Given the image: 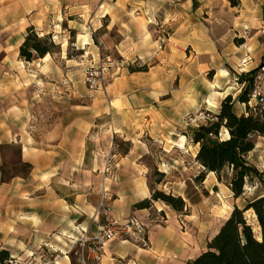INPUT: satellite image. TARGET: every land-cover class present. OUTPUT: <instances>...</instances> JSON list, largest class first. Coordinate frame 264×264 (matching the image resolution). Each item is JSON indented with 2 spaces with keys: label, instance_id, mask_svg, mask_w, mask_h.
<instances>
[{
  "label": "crops",
  "instance_id": "obj_1",
  "mask_svg": "<svg viewBox=\"0 0 264 264\" xmlns=\"http://www.w3.org/2000/svg\"><path fill=\"white\" fill-rule=\"evenodd\" d=\"M188 1L182 4L189 9ZM240 1L242 9L228 7L224 14L218 15L223 19L213 35L205 37L204 43L197 42V34H193V41H188L197 48L198 70L201 62L207 69L228 63L230 69L222 71L238 74L244 52L236 45V39L246 41L250 48L247 71H253L261 63L264 0H246L252 5L245 11V0ZM56 3L57 0H0V54L3 53L0 59V252L10 254L8 264H18L28 255L35 257L39 248L49 243L58 248L55 264H74L68 256L73 243L70 239L75 236L76 240L85 237L92 241L99 234L102 225L95 212L103 196L107 205L110 201L115 220L126 222L137 217L145 225L146 235L143 240L139 235L112 237L104 245L100 264L192 263L207 250L208 241L218 231L209 237L182 227L186 223L184 219L192 216L190 206L189 215H180L160 202L150 209L135 207L152 196L148 169L141 162L146 153L141 154L138 149L146 146L142 135L156 122H165L168 127L169 117H176L171 121L178 124L186 111L201 107V92L191 93V105L184 97L186 86L193 90L204 82L196 76L188 84L185 74L170 75L162 66L145 72H124L112 84L109 106L98 95L91 99L90 105L84 75L77 69L83 63H77L76 69L70 67L71 60L62 42L57 43L62 51L60 60L57 55L29 63L20 59V47L30 27H35L42 36L53 34L54 41L58 38L56 31L50 30L49 19L52 15L56 18L65 5ZM127 10L117 6L112 14L106 12V16L115 15L108 36L105 35L106 44L135 49L134 55L139 54V59L144 60L139 48L151 44L147 36L151 26L142 24L141 16L134 17ZM101 12L98 7L95 17H100ZM192 19L186 20L182 27L185 29ZM42 24L43 29L39 28ZM234 80L240 84L238 79ZM170 85L178 87H173L170 98L165 99ZM227 86L226 81L204 86L203 105H207L208 111L216 113L225 97L232 95L236 99L242 92L240 89L235 96ZM210 92L214 96L208 97ZM213 98L221 99L215 101L216 106L212 107L215 111L209 105ZM43 100L49 101L47 107ZM235 111L238 116L248 115L247 105L239 102ZM119 138L131 146L128 152L114 155L116 161L109 169L104 161L108 151L105 145ZM15 147L20 149L22 163L31 166L27 175L8 173L6 150ZM89 258L93 259V255L89 254Z\"/></svg>",
  "mask_w": 264,
  "mask_h": 264
},
{
  "label": "rangeland",
  "instance_id": "obj_2",
  "mask_svg": "<svg viewBox=\"0 0 264 264\" xmlns=\"http://www.w3.org/2000/svg\"><path fill=\"white\" fill-rule=\"evenodd\" d=\"M182 1L184 0H57L56 4L58 6L64 4L65 7L56 18L55 15H52V18L49 19L52 24L50 30L53 32L56 31L58 35V38L54 41L53 34H51L53 42L56 45H58V42H62L64 48H66V56L71 60L70 67L76 69L77 63H83L82 67H78L77 69L84 75L85 86L89 93L87 98L90 105L92 103L91 99H96L98 95V99L105 100L109 106L113 98L112 84L116 79L122 77L124 72L132 73L133 70L146 69L148 71L150 68L160 69L162 66L170 75L185 74V78L189 82L188 84L195 81L196 76L204 82L200 88L194 87L193 90L186 86L184 97L185 102L191 105V93L201 92V107L195 109L193 112L186 111L183 118L179 117L178 124H176V121H171V118L176 120V117H169L170 125L168 127L165 126V122H156L142 135V141L145 142L146 146H141L138 150L141 154L146 153L141 159V162L148 169L149 183H154L160 178L157 175L158 173H164L163 182L156 186L158 190L176 197H182L186 201L187 207L190 206L193 218L192 216L185 218L184 221L186 223L182 227L192 233H200L202 236L208 235L210 237L219 231L227 217L233 211L234 206L242 208L249 200L260 194L262 189L256 179H250L247 183L246 195L235 200L226 186V182L220 183L215 174H208L203 182H196V178L203 172V168L196 161L195 155L198 153L199 145L193 144V133L210 115L220 112L223 102L222 100L216 113L208 111L207 105H203V102H205L203 101L204 86L210 87V83H215L216 81L223 83V81H226L236 96L240 89L243 91L244 88H249V81L244 84V87H242L243 84L241 85V83L236 84L234 79H238L242 75L240 74L241 66L237 69L240 75L235 72H229V74L223 75L222 70L230 69L228 63H224L222 67L220 65V68L217 69H207L206 65L201 62V69L198 70L196 68L199 61L197 48L188 43V41H193V34H197L196 36L194 35L197 42L204 43L205 37L213 35L216 25L221 23V18L223 19V17L218 15L220 13L224 14L225 8L237 7L238 9H242L243 6L240 0H189L188 4L190 8L188 9L182 4ZM119 2H124V5ZM244 2L245 11L247 6L250 7L252 4L250 1L247 2L245 0ZM234 4L237 5L234 6ZM117 6H123L125 9L128 8L127 11L132 12V16L134 17L141 16L142 24H150L149 26H151L152 30L151 33L147 32V36L151 38L152 42L149 46L143 45L139 48V51L142 53L140 55L145 56L144 58L146 59L140 60L139 54L137 56L134 55L136 51L135 49L131 51L130 47H112L106 44L107 39L105 38H108L109 26L115 15L113 14V17H111L105 14L106 12L112 14L114 8ZM98 7H101L102 12L99 13L100 17L96 18L94 12L97 11ZM192 9H195L194 13ZM189 18H193L192 22L185 24L184 29L182 25ZM57 23L61 24L57 25ZM43 26L42 24L39 28L43 29ZM37 32L39 33V37L49 35L44 33L42 36L41 32ZM59 34H61V37H59ZM235 42L239 48L245 44L250 53V48L246 41L236 39ZM114 43H117V41H114ZM58 46L61 49V46ZM61 52L54 54L57 55L56 58L58 60L61 58L59 56ZM243 52L245 56V51ZM2 57L3 53L0 54V59ZM200 59L203 60L204 58L200 57ZM21 60L24 61L23 59ZM262 62H264V57L261 60ZM93 70L104 74L107 85L105 90L97 89L93 92L88 90L85 81L86 74L88 71ZM219 86L221 88L223 87V85ZM173 87L177 88L178 85H170L168 87L170 91L168 95L171 94ZM166 96L165 99L170 98V95L168 97ZM209 96H214V93L210 92L208 94ZM216 96L219 97V95ZM220 100L213 98L211 101L215 103V101ZM43 103L47 107L49 101L43 100ZM157 104L160 105L161 103L158 102ZM247 107L250 108L251 112H258L254 103L252 105L248 104ZM213 110L215 111V109ZM169 112L171 111L169 110ZM223 136L225 137V133H223ZM130 146L131 143L122 138L110 142L109 145L106 144L105 147L108 151L104 157L105 166L109 169L114 166L116 161L114 155L126 153L130 149ZM6 151V154H8L7 166L9 168V175L26 173V169L21 164L20 150L15 147ZM251 161L259 171L264 172V139L257 140V147L251 156ZM100 202L101 199L95 215L100 217L101 225L105 227L108 224V220L105 210H100L99 208ZM108 204L107 209H109L110 218H113L110 201H108ZM168 208H166L167 211H174L172 208H170L171 210ZM246 216L254 226L256 232H259L255 216L251 212H248ZM131 219L133 217L129 220ZM73 232H76L75 229ZM132 235H139L143 240V236L146 235V227H144L141 234L135 232L127 236ZM118 236L126 237L124 234ZM82 238L80 237L76 240L75 236H72L70 239L73 243L70 245L69 258L72 259L74 264H84V261L86 264H96L92 258H89V246L82 247L80 243ZM108 240L104 242V245ZM47 244V247L42 245L39 248L35 257L28 255V257L20 259V263L18 264H55L59 255L56 253L58 248L54 244L53 246H50L49 243Z\"/></svg>",
  "mask_w": 264,
  "mask_h": 264
},
{
  "label": "trees",
  "instance_id": "obj_3",
  "mask_svg": "<svg viewBox=\"0 0 264 264\" xmlns=\"http://www.w3.org/2000/svg\"><path fill=\"white\" fill-rule=\"evenodd\" d=\"M58 47L51 34L39 37L32 26L20 47V57L29 63L36 58L61 52ZM143 71L147 70H133L132 73ZM247 81L249 88H244L236 99L228 95L220 112L210 115L193 133L192 142L199 145L196 161L203 168L196 182H203L208 174H215L220 183L226 182L235 200L246 195L250 179H256L262 190L242 208L234 206L219 231L208 241L207 250L190 264H264V172L259 171L249 159L257 140L264 138V114L258 108V112H251L248 108V115L238 116L235 112L236 103L248 105L250 102V73H243L238 78V83L246 84ZM21 164L26 169L23 175H27L31 166ZM157 175L160 178L150 183L151 198L137 203L135 207L150 209L155 202H162L180 215H189L187 203L182 197L158 190L156 186L163 182L165 174ZM248 212L255 216L259 232L249 222ZM10 260L8 252H0V264H8Z\"/></svg>",
  "mask_w": 264,
  "mask_h": 264
},
{
  "label": "built area",
  "instance_id": "obj_4",
  "mask_svg": "<svg viewBox=\"0 0 264 264\" xmlns=\"http://www.w3.org/2000/svg\"><path fill=\"white\" fill-rule=\"evenodd\" d=\"M262 36L264 37V26L262 28ZM240 48L245 51V56L240 68V74L250 73V90L248 93L250 100L249 105L254 103L255 108H258L260 112L264 114V62L260 63L255 70L250 72L247 71L246 64L249 62L251 55L245 44L241 45ZM108 60L110 61V59ZM85 81L90 92H93L97 89L105 90L107 86L104 74L94 70L87 72ZM107 207L106 200L102 196L99 208L100 210H105L108 224L107 226L102 227L99 234L92 241L88 240L87 238H82L80 240L82 247H86L87 245L89 246V254L93 255V260L96 262V264H100L102 260V251L104 248V242L106 240L121 234L129 235L130 233L135 232L141 234L145 227L137 217H133V219L126 222H119L113 218H110V212ZM84 264H86L85 261Z\"/></svg>",
  "mask_w": 264,
  "mask_h": 264
},
{
  "label": "bare ground",
  "instance_id": "obj_5",
  "mask_svg": "<svg viewBox=\"0 0 264 264\" xmlns=\"http://www.w3.org/2000/svg\"><path fill=\"white\" fill-rule=\"evenodd\" d=\"M47 59L50 57V54H48V55H46L45 56ZM223 75H227V73L226 72H223ZM213 88L215 87V88H217V85L216 84H212L211 85ZM224 94H221V96H223ZM226 98V97H225ZM209 105L211 106V107H214V106H216V104L215 103H213L212 101H209ZM182 147V146H181ZM67 260H68V257H67Z\"/></svg>",
  "mask_w": 264,
  "mask_h": 264
}]
</instances>
